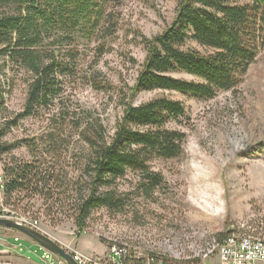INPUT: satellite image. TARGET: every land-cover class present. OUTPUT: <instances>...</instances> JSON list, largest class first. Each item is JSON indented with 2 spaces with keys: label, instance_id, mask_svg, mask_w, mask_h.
<instances>
[{
  "label": "trees",
  "instance_id": "16d2710c",
  "mask_svg": "<svg viewBox=\"0 0 264 264\" xmlns=\"http://www.w3.org/2000/svg\"><path fill=\"white\" fill-rule=\"evenodd\" d=\"M175 1L176 16L170 25L152 37L140 34L146 55L142 62L135 61L139 70L134 84H127L128 91L121 92L123 113L113 132L93 115L72 110L62 102L51 119L61 128L43 135L38 146L45 148L42 158L37 159L34 140L9 142L6 132L20 120L43 113L54 98L61 96L65 78L76 66L74 47L82 41H98L96 47L102 51L115 33L116 13L107 12L106 0H0V60L28 76L23 109L15 117L0 118V157H10L2 163L6 204L19 193L27 197L39 194L61 205L63 200H74L76 225L83 230L94 210L106 208L118 214L130 207L129 195L119 192L117 186V180L128 172L138 174V195L153 198L163 186L165 179L154 171L151 161L181 156L187 133L169 125L187 119V110L181 100L164 95L135 104L139 92L167 90L210 99L220 91H237L264 48V0ZM191 39L204 46L205 52L188 46ZM98 73L91 74L88 82L98 90H112L111 82L101 81ZM174 73H188L198 79ZM7 84L0 82V110H7L5 94L13 89V82L8 80ZM69 124L83 143L78 166L63 161L62 134ZM22 142L34 160L9 156ZM70 165L89 177L84 191L75 186L77 196L70 194ZM56 194L64 197L55 199ZM14 199L21 200L20 196ZM263 230L257 232L264 235ZM235 231L217 236L223 239Z\"/></svg>",
  "mask_w": 264,
  "mask_h": 264
},
{
  "label": "rangeland",
  "instance_id": "374dc122",
  "mask_svg": "<svg viewBox=\"0 0 264 264\" xmlns=\"http://www.w3.org/2000/svg\"><path fill=\"white\" fill-rule=\"evenodd\" d=\"M106 1L107 12H115L117 21L114 35L108 37L103 46L104 53H99L102 51L96 47L98 41L86 44L82 41L75 46L76 66L73 73L66 76L61 96L54 98L43 113L20 120L17 126L6 132L5 140L9 142L34 140L37 159L43 156L45 145L38 146L43 135L58 132L61 128L54 126L51 119L58 114L62 102L72 110L93 115L113 132L123 113L124 93L121 92L128 91L127 84H134L139 70L135 61L142 62L146 55L139 41L140 34L148 37L159 34L176 16L175 0ZM188 46L202 52L206 50L193 39L189 40ZM0 70V82L6 85L8 80L13 82L11 92L5 94L7 110L5 107L0 110V118L15 117L25 104L28 76L16 72L11 64L3 65L1 60ZM94 72H99L97 77L101 81L111 82L113 89L98 90L88 82ZM174 75L198 79L188 73ZM236 89L220 91L210 99L167 90L139 92L135 104L164 95L181 100L188 117L181 123L169 125L187 133L181 156L151 161L154 171L160 172L165 179L153 198L138 195L135 190L138 174L128 172L117 180V186L119 192L129 195L130 207L118 214L108 212L106 208L92 211L85 230L76 225L74 200H63L61 205L60 201L54 203L39 194L27 197L26 193H19L20 201H16L14 195L13 202L6 204L5 195L0 192V206L10 211V217L3 218L19 219L26 215L38 218L42 232L66 249L98 256H103L107 250L108 238L136 241L143 253L153 250L169 254L166 251L167 238L172 244L184 238H207L208 234L232 229H264V48ZM75 134L71 124L63 130V161L78 166L83 143ZM28 149L22 142L9 156L34 160V154ZM0 158V170L4 173L2 163L10 157L4 155ZM69 170L70 194L77 196L75 186H81L84 191L89 177L73 165ZM58 192L60 189L56 190ZM57 194L55 199L64 197ZM16 232L11 230L8 242L36 264H48L45 260L48 250L19 232L20 239L16 240Z\"/></svg>",
  "mask_w": 264,
  "mask_h": 264
},
{
  "label": "built area",
  "instance_id": "2783aa9c",
  "mask_svg": "<svg viewBox=\"0 0 264 264\" xmlns=\"http://www.w3.org/2000/svg\"><path fill=\"white\" fill-rule=\"evenodd\" d=\"M0 170V192L4 194L5 178ZM0 195V198L2 197ZM10 211L0 206V217H10ZM31 228L42 231L38 218L23 216L16 218ZM87 229L84 228L83 230ZM81 231V230H80ZM258 228H243L220 239L217 234H208L181 239L169 243L166 239L167 252L148 251L143 253L136 241H117L108 238L109 246L103 256L86 254L76 249L68 250L80 264H264V235ZM136 239V238H134ZM132 245V246H131ZM45 260L48 264H66V262L47 251ZM9 264V263H4Z\"/></svg>",
  "mask_w": 264,
  "mask_h": 264
},
{
  "label": "water",
  "instance_id": "95a60500",
  "mask_svg": "<svg viewBox=\"0 0 264 264\" xmlns=\"http://www.w3.org/2000/svg\"><path fill=\"white\" fill-rule=\"evenodd\" d=\"M6 228L15 230L19 233L26 235L31 238L33 241L39 243L49 252L55 254L56 256L62 258L66 264H80L77 260H75L72 253L68 252V250L60 244L57 240H53L52 237L47 235L46 233L31 228L30 226H26L25 223L20 222L17 219L13 218H1L0 217V229Z\"/></svg>",
  "mask_w": 264,
  "mask_h": 264
},
{
  "label": "crops",
  "instance_id": "0c3cea01",
  "mask_svg": "<svg viewBox=\"0 0 264 264\" xmlns=\"http://www.w3.org/2000/svg\"><path fill=\"white\" fill-rule=\"evenodd\" d=\"M15 235H16V240H19L20 239L19 233L16 232ZM9 236H11V229H6V228L0 229V264H4V263L36 264L25 255L19 253L18 248L16 246H13L10 242H8Z\"/></svg>",
  "mask_w": 264,
  "mask_h": 264
}]
</instances>
